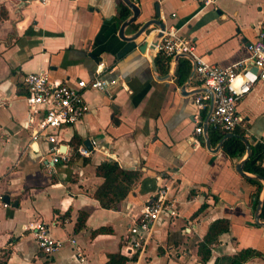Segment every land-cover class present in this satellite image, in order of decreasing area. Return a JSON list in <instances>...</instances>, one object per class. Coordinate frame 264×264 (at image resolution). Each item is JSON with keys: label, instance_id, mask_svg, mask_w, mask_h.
<instances>
[{"label": "crops", "instance_id": "0c3cea01", "mask_svg": "<svg viewBox=\"0 0 264 264\" xmlns=\"http://www.w3.org/2000/svg\"><path fill=\"white\" fill-rule=\"evenodd\" d=\"M128 1L137 17L122 27L132 17L122 0H0V196L8 199L0 206V264H107L112 257L114 264H264L263 179L243 170L246 152L229 158L221 147L214 151L220 140L207 149L203 136L193 135L200 89L189 61L164 63L160 55L157 65L149 48L156 27L133 37L157 13L164 29L191 40L196 55L227 68L248 61L247 45L264 24V0L208 7L197 0ZM97 69L115 85L84 92L87 114L58 135L69 162L49 166V146L33 144L35 125L26 126L23 77L42 72L51 82L74 84L90 81ZM236 112L241 123L234 132L249 149H262L255 162L264 168L263 81ZM81 146L88 156L78 154ZM104 162L137 174L111 209L93 197L102 184L95 168ZM158 195L174 216L162 213L143 250L126 255L128 225ZM217 221L227 222V231L208 233ZM37 223L64 242L51 256L41 254L29 230ZM245 250L254 255L233 262Z\"/></svg>", "mask_w": 264, "mask_h": 264}, {"label": "built area", "instance_id": "2783aa9c", "mask_svg": "<svg viewBox=\"0 0 264 264\" xmlns=\"http://www.w3.org/2000/svg\"><path fill=\"white\" fill-rule=\"evenodd\" d=\"M38 1L44 3L46 0ZM215 1L197 0L202 7L213 6ZM157 32L160 37L154 47L155 52L170 60L181 57L189 61L193 77L198 88L202 90L193 99L196 110L193 135H202L209 107L211 110L206 122L208 128L223 135L233 133L241 123L236 112L237 103L248 94L256 82H264V24L259 26L253 41L247 45L248 61L237 62L223 69L205 62L196 55L191 40L180 37L172 27ZM100 73L101 70L97 69L90 81L78 80L74 84L51 82L42 72L24 75L22 83L26 90V126L35 125V129L31 131L33 144L36 139H41L49 146V166L69 162V156L60 149L58 135L65 128H74L87 114L88 106L83 99L84 92L105 91L107 87L115 85L114 80L102 79ZM77 152L85 157L89 154L82 146ZM4 205L6 204L0 196V206ZM162 213L169 216L175 214L171 205L161 195L146 202L136 219L128 225L126 241L122 247L126 255L131 256L143 250L153 224ZM29 230L44 256L53 255L63 246L64 242L52 238L47 226L42 223L34 224ZM68 243L76 248L74 240L70 239ZM78 254L77 251L75 256L78 257Z\"/></svg>", "mask_w": 264, "mask_h": 264}, {"label": "trees", "instance_id": "16d2710c", "mask_svg": "<svg viewBox=\"0 0 264 264\" xmlns=\"http://www.w3.org/2000/svg\"><path fill=\"white\" fill-rule=\"evenodd\" d=\"M4 15V13H0V20L4 17ZM160 55L161 54H157L156 56V63L158 66L161 59ZM163 60L164 63L167 62L166 58H163ZM183 66L184 69L185 67L187 68L184 63ZM176 73L177 75L181 73L179 68L176 70ZM113 123H116L115 120H113ZM233 133L237 134L239 137L243 136L237 132ZM223 136V134H220L212 128H208V138L212 145H215ZM220 147L221 151L229 158H241L245 152L244 144L238 137L227 138L222 142ZM261 152V148L250 147V154L244 161L243 170L264 180V168H261L255 162L256 156ZM95 175L102 179V184L96 189L93 197L98 201L100 207L104 209L114 208L117 202L124 199L129 193L132 183L137 179V174L135 172L123 170L115 162L101 163L95 168ZM81 216L84 217L83 214H81ZM259 219L264 221V199L261 203ZM227 228V222L217 221L211 224L208 233L213 231L215 234H218L222 231H227ZM198 252H200V246ZM252 255H254V253L249 250L241 251L233 258V262L245 261L246 258L252 257ZM202 258L205 259L206 257L202 256ZM107 264H114L113 257Z\"/></svg>", "mask_w": 264, "mask_h": 264}, {"label": "water", "instance_id": "95a60500", "mask_svg": "<svg viewBox=\"0 0 264 264\" xmlns=\"http://www.w3.org/2000/svg\"><path fill=\"white\" fill-rule=\"evenodd\" d=\"M122 1L126 4V6L129 8V10H130L131 13H132V17L129 18L126 22H124V23L122 24V27H123L124 25H127V23H128V24L131 23V22L137 17V12H138V11H137V9L133 6V4L130 3L128 0H122ZM157 18H158V14L156 13V18H153V19H150V20L144 22V23L141 25L140 29L136 32V34H135L133 37L135 38L136 36H138L139 34H141L142 32H144V31L147 29V27H149V26L156 27V28L158 29V31H162V30L164 29V26L158 22ZM118 35H119V38H121V32H119ZM159 37H160V34L157 32V34H156L154 40H153L152 42H150V44H149V48H150V49H152V50L154 49L155 45L157 44V41H158ZM122 39H123V38H122ZM146 45H147L146 42H143V43H142V45H141V47H140V51H141V52L144 51ZM178 58H181V57H176V59H178ZM151 62H153V59H151ZM191 74L193 75V69H192ZM183 88H184V87H183ZM197 91L200 92V91H202V90H197ZM210 110H211V109H210V107H209L208 112H207V114H206V116H205V119H204L203 133H202V136H203V138H204L205 145H206V148H207V149H209V140H208V137H207V129H208V126H207V123H206V122H207V118H208V115H209V113H210ZM231 137H238V136H236V135H234V134H232V133L225 134V135L221 138V140L219 141V143H218V145L216 146V148H215L214 151H216V150L221 146V143H222L224 140H226L227 138H231ZM238 138H239V140H240V141L244 144V146H245V152H246V155L249 156V154H250V149H249V146H248V144H247V141H246L244 138H242V137H238ZM241 165H242V164H241ZM236 170H237L238 173L241 174V168H240L239 166L237 167ZM258 178H259V177H258ZM259 179H260V178H259ZM263 182H264V180H263ZM2 201H3L4 203L8 204V199H7V197H4V198L2 199ZM256 220H257V219H256Z\"/></svg>", "mask_w": 264, "mask_h": 264}]
</instances>
